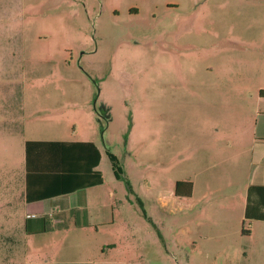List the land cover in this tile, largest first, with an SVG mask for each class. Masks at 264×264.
Returning a JSON list of instances; mask_svg holds the SVG:
<instances>
[{
	"label": "rangeland",
	"instance_id": "rangeland-1",
	"mask_svg": "<svg viewBox=\"0 0 264 264\" xmlns=\"http://www.w3.org/2000/svg\"><path fill=\"white\" fill-rule=\"evenodd\" d=\"M0 11L19 38L11 36L1 52L8 74H0V104L2 94L23 95L26 129L35 123L66 138L89 132L122 168L116 178L104 155L103 182L85 190L92 215L83 207L37 213L22 198V130L9 126L0 166V264H247L248 239L235 212L210 225L209 258L203 248L192 251V241L178 243L194 223L159 213L155 201L193 169H175L173 151L149 157L145 129L152 118H184L187 100L192 109L191 95L183 104L168 98L176 92L181 25H200L202 41L209 31L264 36V0H0ZM155 107L167 113L154 116ZM199 236L201 230V247ZM250 264L264 259L251 254Z\"/></svg>",
	"mask_w": 264,
	"mask_h": 264
},
{
	"label": "crops",
	"instance_id": "crops-1",
	"mask_svg": "<svg viewBox=\"0 0 264 264\" xmlns=\"http://www.w3.org/2000/svg\"><path fill=\"white\" fill-rule=\"evenodd\" d=\"M16 28L14 22L8 21L0 11V62L4 61L1 52L3 48H7L9 38H18ZM201 31L200 25L197 27L194 24L184 23L179 28L177 42L180 43L178 45L181 53L176 57L179 70L177 86L176 92L172 93L175 96H168L183 104L186 96L191 95L192 109L185 107L189 102L187 100L185 105L183 104L184 118H152L146 126L145 137L149 157L155 155L163 158L169 151H173L174 157L177 158L175 169H193L191 174L175 178L169 195L166 198L158 197L155 203L159 213L194 223L193 228L189 227V224L185 225L187 237L178 243L189 244L192 241V251L198 247L203 248L209 258L214 250V242L211 240L213 230L210 225L231 219L234 212V217H238L242 222L245 218L249 187L264 186V93H260L264 92V36L239 38L209 31L206 32L207 39L202 41L199 40ZM205 46L210 48L203 52L197 49ZM20 71H24V66H20ZM0 74L6 77L7 69L0 68ZM17 96L11 93L9 99L7 94H2L1 97L3 102L0 104V166L3 151H8L9 126L13 127L12 133L17 134L21 129L22 198L28 209L40 214L57 215L83 207L92 215L90 201L85 193V190L92 186L77 188L74 191L73 188H68L66 191L72 192L55 194L59 189L56 181L53 182L51 178H36L31 182V195L43 192L45 198L33 201L26 199V141L70 142L64 145V148L84 146L72 142H92L100 154L94 169L101 172L102 178L103 172L99 166L107 154L104 147L89 136V132L83 131L77 138H66L58 131H41L36 128L35 123L26 129L23 95ZM160 109L161 112L167 113L163 107H155L151 113L157 115ZM169 133H174V144L171 146L168 143ZM43 146L47 149L59 148L51 144ZM153 166L151 164V167ZM161 168L167 169L163 165ZM180 180L191 182L190 196L174 194L175 182ZM250 207L259 208L256 194L251 196ZM98 212L105 214L103 205ZM246 221L249 234L245 235L248 239L245 260L250 264L251 254L264 259V220L251 217ZM33 229L39 230V226ZM188 229L189 233L194 235L189 234ZM197 230H201L202 236L199 237L204 240L201 247L195 237Z\"/></svg>",
	"mask_w": 264,
	"mask_h": 264
},
{
	"label": "trees",
	"instance_id": "trees-1",
	"mask_svg": "<svg viewBox=\"0 0 264 264\" xmlns=\"http://www.w3.org/2000/svg\"><path fill=\"white\" fill-rule=\"evenodd\" d=\"M260 93H264L260 91ZM107 117L108 109L103 110ZM78 145L71 148H64V145L70 144L66 141H26L25 143V156H26V199L28 201L39 200L45 198L43 192H36L39 194L31 195V182L36 178L53 179L55 184H59V189L55 194H64L72 191H66L68 188H83L100 184L103 181L102 174L99 170L94 169L98 164L100 154L96 146L92 142H72ZM44 144L55 145L59 148H44ZM58 145V146H56ZM106 154L111 162L112 170L116 178H120L122 168L119 165L117 157L106 150ZM47 157V158H45ZM61 168V169H59ZM77 185H80L79 187ZM77 186V187H76ZM185 187V188H184ZM191 182L176 181L174 185V194L179 196H190ZM59 191V192H58ZM256 194L259 202L258 209H252L251 196ZM52 196V195H51ZM77 208L71 209L70 212L75 214L79 212ZM84 215L86 210L82 209ZM256 218L264 220V186L252 185L248 190L247 205L245 211V218L242 220L241 233L242 235L249 234V227H247V218ZM75 225H80L74 222ZM86 225L87 223H83ZM44 229V228H43ZM41 228V230H43ZM40 230V228H39Z\"/></svg>",
	"mask_w": 264,
	"mask_h": 264
},
{
	"label": "built area",
	"instance_id": "built-area-1",
	"mask_svg": "<svg viewBox=\"0 0 264 264\" xmlns=\"http://www.w3.org/2000/svg\"><path fill=\"white\" fill-rule=\"evenodd\" d=\"M26 216H29V214H27Z\"/></svg>",
	"mask_w": 264,
	"mask_h": 264
},
{
	"label": "flooded vegetation",
	"instance_id": "flooded-vegetation-1",
	"mask_svg": "<svg viewBox=\"0 0 264 264\" xmlns=\"http://www.w3.org/2000/svg\"><path fill=\"white\" fill-rule=\"evenodd\" d=\"M106 114V113H105Z\"/></svg>",
	"mask_w": 264,
	"mask_h": 264
}]
</instances>
